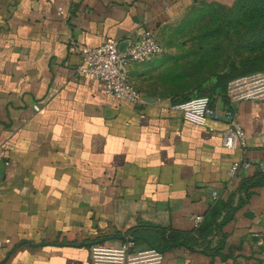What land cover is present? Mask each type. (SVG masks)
I'll return each instance as SVG.
<instances>
[{
    "label": "crops",
    "instance_id": "1",
    "mask_svg": "<svg viewBox=\"0 0 264 264\" xmlns=\"http://www.w3.org/2000/svg\"><path fill=\"white\" fill-rule=\"evenodd\" d=\"M235 1L0 0V264H91L134 232L161 264H264V102L214 100L199 124L174 108L165 55L130 66L145 103L77 73L83 46ZM227 110L246 148L223 145ZM235 161L250 165L230 182Z\"/></svg>",
    "mask_w": 264,
    "mask_h": 264
},
{
    "label": "rangeland",
    "instance_id": "2",
    "mask_svg": "<svg viewBox=\"0 0 264 264\" xmlns=\"http://www.w3.org/2000/svg\"><path fill=\"white\" fill-rule=\"evenodd\" d=\"M158 38L167 57L159 76L175 97L204 91L226 102L264 75V0L191 8Z\"/></svg>",
    "mask_w": 264,
    "mask_h": 264
},
{
    "label": "built area",
    "instance_id": "3",
    "mask_svg": "<svg viewBox=\"0 0 264 264\" xmlns=\"http://www.w3.org/2000/svg\"><path fill=\"white\" fill-rule=\"evenodd\" d=\"M81 51L83 60L77 66L79 75L102 82L106 91L119 100L134 104L150 101L149 96L135 87L130 75V66L134 62H151L163 55L165 49L156 32L140 28L128 34L125 40L108 39L97 46H83ZM245 83L247 84L244 91L236 94L234 99L264 102V75L256 76ZM213 101L210 96H196L174 104V108L181 110L187 120L203 124L218 115ZM224 116L229 127L223 132V145L227 148H246L245 130L237 120L234 110H227ZM2 156L0 152V158ZM249 165L248 162H233L228 172L229 181L235 180L242 166ZM213 195L215 199L218 198L217 191H214ZM202 219V216L196 218L198 222ZM90 258L91 264H161L163 253L155 248L140 250L134 240L127 239L117 246L92 245Z\"/></svg>",
    "mask_w": 264,
    "mask_h": 264
},
{
    "label": "trees",
    "instance_id": "4",
    "mask_svg": "<svg viewBox=\"0 0 264 264\" xmlns=\"http://www.w3.org/2000/svg\"><path fill=\"white\" fill-rule=\"evenodd\" d=\"M196 96H210L212 99H214L213 98V96L211 95V94H209V93H207V92H204V91H200V92H197L196 94H195V96H190V97H184V98H178V97H175L174 96V98H173V102H174V104H177V103H180V102H184V101H187V100H189V99H191V98H193V97H196ZM165 233V230L164 229H161L160 230V238L162 237V235ZM176 235H173L172 234V239L175 237ZM145 237V235L143 234H141V233H137V232H134V233H132L130 236H127V237H123L122 239H123V241H125V240H127V239H132V240H134L135 242H136V244H137V248L139 249V245L144 241V238ZM177 241L178 240H175V241H173V243L174 244H180V243H183L182 241H179L178 243H177ZM166 244H167V241L165 242ZM150 246V248H155V249H157V250H159V251H163V247H162V245H155V244H150L149 245Z\"/></svg>",
    "mask_w": 264,
    "mask_h": 264
},
{
    "label": "water",
    "instance_id": "5",
    "mask_svg": "<svg viewBox=\"0 0 264 264\" xmlns=\"http://www.w3.org/2000/svg\"><path fill=\"white\" fill-rule=\"evenodd\" d=\"M123 47V46H122Z\"/></svg>",
    "mask_w": 264,
    "mask_h": 264
}]
</instances>
